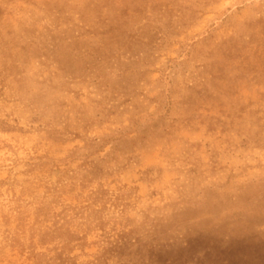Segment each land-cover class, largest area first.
Here are the masks:
<instances>
[{
	"label": "rangeland",
	"instance_id": "obj_1",
	"mask_svg": "<svg viewBox=\"0 0 264 264\" xmlns=\"http://www.w3.org/2000/svg\"><path fill=\"white\" fill-rule=\"evenodd\" d=\"M0 264H264V0H0Z\"/></svg>",
	"mask_w": 264,
	"mask_h": 264
}]
</instances>
